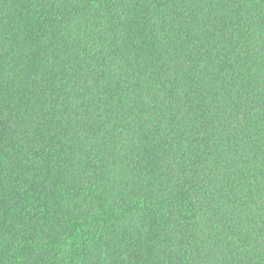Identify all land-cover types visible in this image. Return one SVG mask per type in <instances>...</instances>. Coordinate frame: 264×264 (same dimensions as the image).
Listing matches in <instances>:
<instances>
[{"label":"trees","instance_id":"16d2710c","mask_svg":"<svg viewBox=\"0 0 264 264\" xmlns=\"http://www.w3.org/2000/svg\"><path fill=\"white\" fill-rule=\"evenodd\" d=\"M0 264H264V0H12Z\"/></svg>","mask_w":264,"mask_h":264},{"label":"rangeland","instance_id":"374dc122","mask_svg":"<svg viewBox=\"0 0 264 264\" xmlns=\"http://www.w3.org/2000/svg\"><path fill=\"white\" fill-rule=\"evenodd\" d=\"M23 22L12 0H0V52L4 53L21 44Z\"/></svg>","mask_w":264,"mask_h":264}]
</instances>
